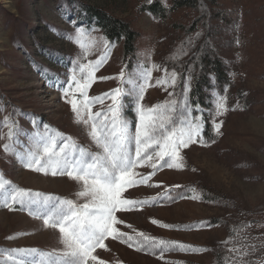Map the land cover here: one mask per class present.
I'll list each match as a JSON object with an SVG mask.
<instances>
[{
    "label": "rangeland",
    "instance_id": "1",
    "mask_svg": "<svg viewBox=\"0 0 264 264\" xmlns=\"http://www.w3.org/2000/svg\"><path fill=\"white\" fill-rule=\"evenodd\" d=\"M156 1L167 9L173 3ZM149 4V0H0V122L11 117L30 133L32 117L21 113H31L39 119L41 129L46 123L96 150L83 126L75 122L62 92L49 87L34 67L42 66L65 81L71 61L82 51L67 36L74 34L77 27H84L81 42L86 46L92 45L93 38H107L85 17V5L108 10L130 22L139 34L136 52L128 56L122 43L107 38L114 47L97 77H114L125 66L126 71H132L138 63L175 68L191 74L190 97L195 103L197 63L203 55L213 54L222 63L224 77L209 74V83L202 88L209 106L204 104L202 108L206 119L215 98L226 97L229 111L218 118L224 121L223 135L210 147L195 144L185 149L182 154L186 168H163L149 184L137 185L124 193L127 199L151 200L159 198L166 188L180 185L173 195L184 193L186 198L174 202L160 198L155 204L118 213L124 221L118 225L121 231L131 235L144 232L207 251L169 252L162 260L158 253L138 252L109 238L105 241L107 250L97 249L96 254L107 264H226L228 247L253 243L252 237L264 234V0H199L196 9H177L165 19L153 14L147 8ZM93 28L96 30L89 35L88 29ZM190 39L193 46H188ZM182 49L188 55H182ZM99 55L101 46L97 43L87 60ZM161 75L162 71L153 72L154 79ZM116 86L115 80L97 79L89 95H101ZM182 86L181 80L177 91ZM167 98L163 88L152 87L144 103L152 106ZM237 104L241 108L232 110ZM128 115L134 120V114ZM7 132V127L0 129V172L7 179L22 188L76 199V182L25 169L14 155L5 153ZM212 136V132L211 136L205 134L206 139ZM20 141L17 150L23 151L28 140L22 136ZM137 171L148 175L151 169L142 167ZM191 188L196 191L191 192ZM192 195L198 199H191ZM153 220L160 223L153 224ZM200 221L213 226L192 230L160 226H190ZM58 239V230L44 228L41 219L0 207V250L29 247L50 251L62 247ZM230 239V244L224 243ZM3 259L5 254L0 251V260ZM250 259L264 264V252L258 251Z\"/></svg>",
    "mask_w": 264,
    "mask_h": 264
},
{
    "label": "snow or ice",
    "instance_id": "2",
    "mask_svg": "<svg viewBox=\"0 0 264 264\" xmlns=\"http://www.w3.org/2000/svg\"><path fill=\"white\" fill-rule=\"evenodd\" d=\"M152 2L154 0H149V3ZM85 30L84 27H77L74 34L67 36L82 51L78 58L71 61L65 81H60L42 66L34 64V67L49 87H56L62 92L75 122L83 126L96 150L46 123L41 129L39 119L31 113H21L32 117L33 131L30 133L11 117L0 122V129L8 128V142L3 145L5 153L14 155L25 169L45 176L67 177L78 185L74 193L76 199H70L19 187L0 172V207L24 211L41 219L44 228L58 230V242L62 247L50 251L29 247L3 249L0 251L5 254V259L0 260V264H107L96 253L97 249L107 250L105 241L109 238L119 240L138 252L158 253L162 260L169 252L207 251L175 240L157 239L144 232L131 235L121 231L118 225L124 224V221L118 213L155 204L160 198L171 202L186 198L184 193L173 195L176 189L181 188L180 185L166 188L159 198L151 200L127 199L124 193L137 185L149 184L152 176L163 168H186L188 165L182 153L191 145L210 147L214 144L223 135L224 121H218V118L229 111L226 97L218 95L213 109L207 112L214 136L206 139V110L199 103H193L190 97V73L138 63L132 71H126L125 66L114 77H97V72L110 58L114 43L100 37L93 38L92 45L86 46L81 42ZM95 30L88 29L89 35ZM97 43L101 46V55L95 60H87ZM188 46H193L191 39ZM181 54L188 55V52L182 49ZM154 71H162L163 75L154 79ZM97 79L115 80L117 86L101 95L90 96L89 89ZM181 80L183 86L177 91ZM152 87L163 88L168 98L152 106L146 105L145 96ZM96 106L99 107L93 111ZM240 108L241 105L237 104L232 110ZM194 112L197 115H193ZM129 113L134 114V120L129 118ZM22 136L27 138L28 144L25 150L19 151L17 144L22 143ZM142 167L150 168L151 172L144 175L137 171ZM190 191L195 192L196 189L191 188ZM190 198L198 199L196 195ZM152 223L160 222L153 220ZM160 226L192 230L213 225L200 221L190 226ZM252 240L255 242L228 247L226 264H255L250 257L258 251L264 252V234L252 237ZM224 243L230 244L231 239Z\"/></svg>",
    "mask_w": 264,
    "mask_h": 264
},
{
    "label": "trees",
    "instance_id": "3",
    "mask_svg": "<svg viewBox=\"0 0 264 264\" xmlns=\"http://www.w3.org/2000/svg\"><path fill=\"white\" fill-rule=\"evenodd\" d=\"M199 0H173L172 6L167 9L160 2L156 1L148 5V9L158 17L168 18L170 12L177 9H196L199 5ZM85 17L90 19L92 23L110 40L122 43L124 46V53L126 56L134 55L137 49L136 43L138 39V32L132 27L130 22L114 16L108 10L91 5L83 7ZM196 81L197 84L193 89L195 97L194 102L199 103L202 107L204 104L209 106L206 101L207 98L202 94L204 83H209V74L216 77L223 78V71L221 69L222 63L219 59L214 58L213 54L207 53L200 58L197 63ZM205 134L211 136V125L207 118L205 119Z\"/></svg>",
    "mask_w": 264,
    "mask_h": 264
}]
</instances>
